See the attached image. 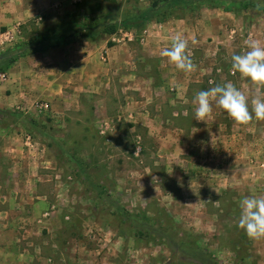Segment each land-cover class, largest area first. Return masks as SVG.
I'll return each mask as SVG.
<instances>
[{"label": "rangeland", "instance_id": "rangeland-1", "mask_svg": "<svg viewBox=\"0 0 264 264\" xmlns=\"http://www.w3.org/2000/svg\"><path fill=\"white\" fill-rule=\"evenodd\" d=\"M164 1L0 0V30L17 33L0 54L18 44H31L23 55L42 50L30 42L47 31L42 47L58 45L51 37L61 32L81 46L109 34L133 41L147 23L207 27L222 18L201 86L186 88V99L175 86H143L134 103L116 102L119 88L107 86L111 102L96 108L98 93L82 87L47 109H38L41 99L0 105V264H264V238L237 227L239 202L264 196V121L237 124L215 102L197 121L193 103L198 91L229 81L249 105L264 94L231 72L245 41L264 43V0L235 10L201 0L161 8ZM72 20L75 31L66 29Z\"/></svg>", "mask_w": 264, "mask_h": 264}, {"label": "crops", "instance_id": "crops-1", "mask_svg": "<svg viewBox=\"0 0 264 264\" xmlns=\"http://www.w3.org/2000/svg\"><path fill=\"white\" fill-rule=\"evenodd\" d=\"M211 17V25L207 27L201 26V21L192 27L185 26L182 19L161 24L147 23L139 34L141 40L136 35L133 41L112 42L114 38L109 34L108 38L100 36L98 40L85 41L80 46L72 36L65 44L49 45L34 53L21 55L7 69L8 80L0 86L6 89L3 95L0 94V105L6 108L20 107L25 103L33 104L38 99L53 105L69 101V90L82 87L87 92L98 93L92 99L96 108L98 102H111L103 91V87L107 86L119 88V95L113 99L116 102L126 100L127 103H134L139 94L133 89L143 86L164 89L175 86L186 99L188 96L183 94L186 88L190 90L201 86L203 71L208 70L202 63L211 56L208 44L213 41L208 40L212 34L219 35L222 26L220 16ZM177 32L182 33L189 41L188 46L193 48L194 58L191 59L196 61V68L191 73L178 70L161 55L163 49L170 47L171 37ZM193 38L196 41L194 44ZM101 57L104 62L100 60ZM197 64L203 66L200 73ZM145 96L149 100L148 95ZM73 97L71 102L75 99ZM130 116L134 117L132 114Z\"/></svg>", "mask_w": 264, "mask_h": 264}, {"label": "clouds", "instance_id": "clouds-1", "mask_svg": "<svg viewBox=\"0 0 264 264\" xmlns=\"http://www.w3.org/2000/svg\"><path fill=\"white\" fill-rule=\"evenodd\" d=\"M188 39L177 32L171 37V45L162 50L161 55L166 57L178 70L185 73L195 71V64L188 51ZM192 43H196L192 39ZM247 50L242 54L233 53L231 56V71L237 72L253 84L264 88V43L259 40L245 41ZM213 102L237 124L247 125L253 118L264 121V94L249 97L239 90L232 82L223 85L216 84L207 90L196 93L193 103L196 105L194 116L197 121H205L213 110ZM240 215L237 227L245 232L250 239L264 238V196H245L240 202Z\"/></svg>", "mask_w": 264, "mask_h": 264}, {"label": "trees", "instance_id": "trees-1", "mask_svg": "<svg viewBox=\"0 0 264 264\" xmlns=\"http://www.w3.org/2000/svg\"><path fill=\"white\" fill-rule=\"evenodd\" d=\"M178 1L180 2H183V3H188L189 1L191 2L192 0H168V1H164L165 4H161L160 7H166L168 6L169 4H175V3H179ZM201 1H204L206 4H209V5H215V6H218L224 10H235V9H240L242 8L245 3H246V0H201ZM156 5H159L157 2L154 3V8L155 9V6ZM77 22H74V20H72V22H69L67 25H66V29L68 30H73L75 31L77 25H76ZM82 27V26H81ZM113 31V30H111ZM49 32V31H47ZM47 32H42V33H39L37 36H35L32 41L30 43H34L33 45H36L33 50L35 49H43L44 47H42L41 43L43 40H45L48 36H51V34L47 33ZM51 39L54 40V42L56 44H61V43H67L69 40H65V33L61 32L60 35L58 36H53L51 37ZM29 45L31 44H18L16 46H14L11 50H8L2 54H0V59H5V65L6 67H8L10 64H12L19 56L25 54L26 52H28L30 49H29ZM4 68V67H3ZM8 112V111H7Z\"/></svg>", "mask_w": 264, "mask_h": 264}, {"label": "built area", "instance_id": "built-area-1", "mask_svg": "<svg viewBox=\"0 0 264 264\" xmlns=\"http://www.w3.org/2000/svg\"><path fill=\"white\" fill-rule=\"evenodd\" d=\"M16 31L14 28H6L4 30H0V49L9 47L11 43L16 39ZM191 53V52H190ZM232 72V71H231ZM8 78L7 72H1L0 73V79L6 80ZM210 84L213 82V78H209ZM49 106L48 102H43L38 106V109H47Z\"/></svg>", "mask_w": 264, "mask_h": 264}]
</instances>
